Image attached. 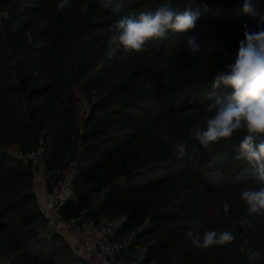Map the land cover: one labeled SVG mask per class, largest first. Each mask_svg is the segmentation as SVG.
<instances>
[{"label": "trees", "instance_id": "1", "mask_svg": "<svg viewBox=\"0 0 264 264\" xmlns=\"http://www.w3.org/2000/svg\"><path fill=\"white\" fill-rule=\"evenodd\" d=\"M60 2L0 0V257L7 264H91L62 233H40L48 219L34 170L14 151H29L43 138L51 168L76 162L73 188L91 221L121 220L118 238L140 230L143 264H264L242 251L264 253V216H249L240 199L242 190L257 187L250 166L237 159L246 133L208 148L191 135L206 125L212 82L234 62L244 25L256 30L258 18L242 10L244 0H195V57L187 34L170 31L140 53L121 47L111 59V25L162 0H71L62 14ZM252 8L264 16V0H252ZM177 143L199 150L177 159ZM74 208L66 201L61 218L69 220ZM209 229L235 240L194 248L187 233Z\"/></svg>", "mask_w": 264, "mask_h": 264}, {"label": "clouds", "instance_id": "2", "mask_svg": "<svg viewBox=\"0 0 264 264\" xmlns=\"http://www.w3.org/2000/svg\"><path fill=\"white\" fill-rule=\"evenodd\" d=\"M70 2L61 0L56 11L62 14ZM194 2L185 0L181 9L174 8L172 0H162L154 10L142 11L138 16L121 17L111 25L107 58H114L121 47L129 53H140L149 41L164 39L170 31L187 34L189 54L195 57L201 46L196 36L189 34L194 32L200 19V12L193 10ZM88 7L85 3L81 11ZM204 7L207 10L206 4ZM242 10L258 18L256 30L244 25V39L239 42L234 62L227 63L212 82L208 94L212 102L207 105L210 115L206 125L195 127L191 135L200 147L208 148L222 140L232 139L238 131L246 133L239 142L237 159L245 160L250 166L257 187L242 190L240 199L246 204L249 216L255 217L264 216V16L254 11L252 0H244ZM173 148L177 159L186 156L192 159L199 150L196 144L189 150L186 143H177ZM228 208L225 203V212ZM187 235L197 249L225 246L235 240L233 233L215 229L206 230L203 235L189 231ZM242 251L249 262L264 258V253L258 249Z\"/></svg>", "mask_w": 264, "mask_h": 264}, {"label": "built area", "instance_id": "3", "mask_svg": "<svg viewBox=\"0 0 264 264\" xmlns=\"http://www.w3.org/2000/svg\"><path fill=\"white\" fill-rule=\"evenodd\" d=\"M84 106L88 110L89 106L86 104ZM14 157L17 161L30 165L34 174L35 169L42 168L44 170L48 186L47 191L41 195L40 207L50 223L59 221L64 224L66 230L72 232L77 230L78 224L85 226L83 249L87 253V248L96 243L95 251L92 252L89 260L91 264H143L146 248L137 242L140 230L134 229L126 236L118 238L117 229L122 223L121 220L118 222L107 221L101 225L91 221L88 212L78 206V200L82 194L73 188L76 162L70 164L69 168L63 171L51 168L46 160V143L43 138L29 151L16 148ZM70 199L75 201V208L69 220L65 221L61 218L59 211L60 207ZM242 222L246 225L251 224L248 217L244 218ZM93 238H95L94 241ZM140 251H143L141 255L138 254ZM126 256L129 258L126 259Z\"/></svg>", "mask_w": 264, "mask_h": 264}, {"label": "crops", "instance_id": "4", "mask_svg": "<svg viewBox=\"0 0 264 264\" xmlns=\"http://www.w3.org/2000/svg\"><path fill=\"white\" fill-rule=\"evenodd\" d=\"M69 166H70L69 163H66L63 166V170L68 169ZM47 186L48 185H47V180H46V177L44 174V170L42 168L35 169L34 189H35L36 194L39 197V206H40L41 195L47 191ZM107 221H112V220L107 219V218H101V219H99L98 223H100L102 225V224H105ZM116 221L118 222L119 220H116ZM121 225H122V223L120 224V226ZM76 229L77 230L75 232L68 231L64 227L63 223H61L59 221H57L56 223L55 222L50 223L48 221L47 226L40 229V233L42 235L50 236V235H53L55 233H62L63 232L62 234L65 235V237L69 240L74 251L76 253H79L81 256H83L87 260H90L92 254H93L92 252L95 251L96 243H93L89 248H87V253H86V250L83 249V245H82L83 239H84V231L86 228L83 224H78ZM94 239L95 238H93L92 240L94 241ZM0 264H7V261L4 258L0 257Z\"/></svg>", "mask_w": 264, "mask_h": 264}, {"label": "rangeland", "instance_id": "5", "mask_svg": "<svg viewBox=\"0 0 264 264\" xmlns=\"http://www.w3.org/2000/svg\"><path fill=\"white\" fill-rule=\"evenodd\" d=\"M93 100H96L97 99V97L96 96H93V98H92ZM88 105L89 106V108H90V103L88 102V100L84 97L83 98V100H82V105ZM90 110V109H89ZM86 113H88L87 111H86ZM83 114H84V112H83ZM85 115V114H84ZM69 164H71V162H69ZM47 226V225H46ZM143 251H140V252H138V254L139 255H141V253H142ZM127 258H129V256H126V259Z\"/></svg>", "mask_w": 264, "mask_h": 264}]
</instances>
